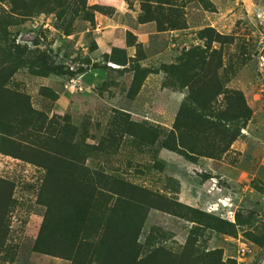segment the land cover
I'll use <instances>...</instances> for the list:
<instances>
[{
    "label": "rangeland",
    "instance_id": "1",
    "mask_svg": "<svg viewBox=\"0 0 264 264\" xmlns=\"http://www.w3.org/2000/svg\"><path fill=\"white\" fill-rule=\"evenodd\" d=\"M113 1H120V5L112 6ZM143 1L148 0H88L95 26L69 16L72 34L60 28L55 14L27 18L23 25L13 28L17 44L47 53L57 65L73 70L83 67L85 72L79 75L82 89L76 86L78 92H68L67 78H38L27 72L18 73L9 87L28 94L37 111L50 117L68 115L77 128L88 129L87 143L97 145L106 135L109 123L121 113L129 115L128 119L124 116L127 120L171 130L188 90L181 89L174 78L156 71L163 65H179L182 59L193 63L205 55L203 51L212 55L213 68L222 60L227 70H220V84L244 94L252 120L235 148L221 161L197 158L183 151H161L154 157L142 148L126 146L109 162L131 183L187 207L218 217L221 210L215 212L213 208L219 205L221 209L222 202L230 205L236 213V222L241 214L242 221L249 219L251 224L239 228L236 237L206 236L208 242L204 244L201 239V246L223 249L225 259L236 264H264V250L245 236L246 232L264 227V194L254 189V185L264 189V94L260 88L264 79V0H207L205 4L170 0L174 10L183 11L180 14L184 16L185 29L158 34L156 25L151 24L146 33H138L135 42L128 35L136 37L132 27L141 31L137 17ZM0 6L8 11L2 0ZM124 21L130 28L125 27ZM209 30L233 40V44L213 43L212 49L206 51L210 40L205 36L211 33L204 32ZM115 35L118 38L111 52L113 49L126 52L125 67L116 61H106L107 54L98 47L102 37ZM127 42H135V46L129 47ZM137 49L142 54H137ZM114 58L122 60L123 56L115 54ZM139 69L146 71V79L140 92L130 97L135 70ZM221 101L219 97L218 104ZM43 176L40 168L0 155V178L15 183L17 208L10 216L9 237L20 245L15 264H70L33 252L44 217V209L36 203V190ZM191 227L186 219L152 212L143 239L152 232L160 233L167 237L162 241L168 247L179 250L186 244ZM238 243L250 248L249 256L239 259Z\"/></svg>",
    "mask_w": 264,
    "mask_h": 264
},
{
    "label": "trees",
    "instance_id": "2",
    "mask_svg": "<svg viewBox=\"0 0 264 264\" xmlns=\"http://www.w3.org/2000/svg\"><path fill=\"white\" fill-rule=\"evenodd\" d=\"M2 1L8 11L0 6V155L44 171L36 190V203L44 209V217L33 252L70 264H236L225 259L223 249L202 247L200 241L207 243L206 236L236 237L238 229L252 220L242 221L239 214L234 225L172 201L126 180L109 162L126 146L142 148L154 157L161 151H183L197 158L221 161L252 120L244 94L220 84L219 72L227 70L222 60L213 68L212 55L203 51L205 55L200 54L203 56L193 63L182 59L179 65H163L156 71L174 78L181 89L188 90L171 130L127 120L129 115L121 113L109 123L99 143L89 145L87 128H77L68 115L50 117L35 110L28 94L9 87L20 72L68 80L85 72L83 67L73 70L57 65L47 53L17 44L13 28L39 14L57 15L60 28L68 34L73 33L69 16L95 26L88 0ZM182 12L174 10L170 0L143 1L138 23H154L160 34L180 31L185 29ZM213 32H204L211 33L205 36L210 40L206 51L212 49L213 43L233 44V40ZM128 38L136 42L131 34ZM135 42L127 44L134 47ZM136 52L142 54L141 49ZM115 54L123 59H115ZM104 59L122 67L128 64L126 52L117 49ZM146 75V71L135 70L130 97L140 92ZM254 189L264 194L263 188L254 185ZM14 192L15 183L0 178L1 264H15L20 250V245L9 238L10 216L17 208ZM152 212L190 222L192 227L182 249L168 247L162 241L167 237L160 233L152 232L143 239ZM245 236L264 250V227L246 232Z\"/></svg>",
    "mask_w": 264,
    "mask_h": 264
},
{
    "label": "built area",
    "instance_id": "3",
    "mask_svg": "<svg viewBox=\"0 0 264 264\" xmlns=\"http://www.w3.org/2000/svg\"><path fill=\"white\" fill-rule=\"evenodd\" d=\"M82 77H77V78H72L66 81L65 83V89L68 92H78V88L76 86H79L80 90L82 89V85L83 83L81 82ZM261 93L264 94V79L263 82L261 83ZM219 205L215 206L213 208V211L217 212L218 210H221V212L217 215L221 220L226 221L230 224H236V213L235 211L232 209V207L228 204H226L225 202H222V208L219 209ZM251 253V250L249 247L242 245L240 243H238L237 246V254L240 258H245L247 256H249Z\"/></svg>",
    "mask_w": 264,
    "mask_h": 264
},
{
    "label": "crops",
    "instance_id": "4",
    "mask_svg": "<svg viewBox=\"0 0 264 264\" xmlns=\"http://www.w3.org/2000/svg\"><path fill=\"white\" fill-rule=\"evenodd\" d=\"M120 1H113V2H111V4H112V6H114V4H118V5H120V3H119ZM115 7V6H114ZM140 14V13H139ZM139 16V15H138ZM134 20H136L135 18H134ZM137 22H138V17H137ZM124 23H125V21H124ZM126 24V23H125ZM151 24H154V23H149V24H144V25H141V24H137L139 27H141L140 28V30L141 31H139V30H137V29H135V28H130L129 26H128V24H126L125 25V27H129L130 29H133L135 32L134 33H136L137 35H136V38H138L137 36L139 35L138 33H140V34H143L144 32L146 33V31H148V29H149V25H151ZM157 32V31H156ZM158 33V32H157ZM158 34H160V33H158ZM118 35H115L114 37H102L100 40H99V42H98V47L100 48V51H102V53L103 54H110V52H111V48H112V46H114V43H115V40L118 38L117 37ZM125 43V41L123 40V44ZM120 48H122V47H120ZM238 142H236L235 144H237ZM235 144L232 146V148H235ZM230 152V151H229Z\"/></svg>",
    "mask_w": 264,
    "mask_h": 264
}]
</instances>
